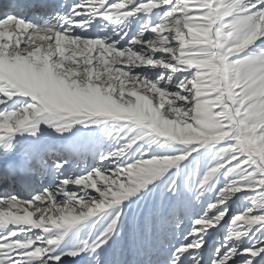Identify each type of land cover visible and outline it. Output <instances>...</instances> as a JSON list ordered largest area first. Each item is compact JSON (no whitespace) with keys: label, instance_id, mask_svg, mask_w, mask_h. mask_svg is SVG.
<instances>
[{"label":"snow or ice","instance_id":"6c2138e0","mask_svg":"<svg viewBox=\"0 0 264 264\" xmlns=\"http://www.w3.org/2000/svg\"><path fill=\"white\" fill-rule=\"evenodd\" d=\"M0 264H264V0H0Z\"/></svg>","mask_w":264,"mask_h":264}]
</instances>
